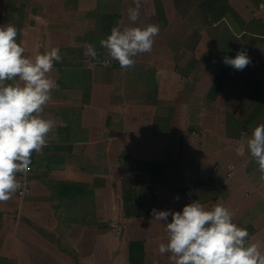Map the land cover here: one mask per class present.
<instances>
[{"label":"crops","instance_id":"1","mask_svg":"<svg viewBox=\"0 0 264 264\" xmlns=\"http://www.w3.org/2000/svg\"><path fill=\"white\" fill-rule=\"evenodd\" d=\"M200 1L143 0L131 26L159 35L122 69L100 41L130 25L133 0H0L25 56L62 55L42 113L57 123L31 156L29 191L0 202V264H130V242L143 243V264H170L151 210L195 200L228 207L264 253V181L241 137L264 124V0H206L208 14ZM239 51L251 58L242 71L223 62ZM137 192L152 206L135 198L128 216L124 196Z\"/></svg>","mask_w":264,"mask_h":264},{"label":"clouds","instance_id":"2","mask_svg":"<svg viewBox=\"0 0 264 264\" xmlns=\"http://www.w3.org/2000/svg\"><path fill=\"white\" fill-rule=\"evenodd\" d=\"M142 3L143 0H133L134 6L127 8L130 25L118 23L100 41L110 60L117 61L122 69L134 68L135 57L150 53L159 35L157 24L131 26L140 20ZM17 35L14 25L0 26V202L8 201L17 192L27 194V184H22L17 174L30 171L33 152L46 146V137L57 123L44 119L42 113L52 91L59 88L48 74L54 63L62 61L60 49L46 50L33 59L24 55ZM88 53L93 58L98 55L91 46ZM110 60L103 61L105 66ZM223 62L242 71L251 64V58L246 51H239L235 57L225 56ZM241 137L264 181V124L254 127L250 136L242 132ZM151 216L166 226L167 243H160L158 252L170 254V264H264L260 246L250 242L247 229L233 222V213L224 204L207 208L195 200L181 211L153 208Z\"/></svg>","mask_w":264,"mask_h":264},{"label":"trees","instance_id":"3","mask_svg":"<svg viewBox=\"0 0 264 264\" xmlns=\"http://www.w3.org/2000/svg\"><path fill=\"white\" fill-rule=\"evenodd\" d=\"M202 6V0L200 1ZM206 14H208V11L205 10V8H202ZM136 198V195L134 193L127 194L124 196V203H125V214L129 216V214L135 212H132L130 208L134 206V199ZM133 205V206H131ZM142 242H130L129 244V250H130V264H143L144 262V247Z\"/></svg>","mask_w":264,"mask_h":264},{"label":"built area","instance_id":"4","mask_svg":"<svg viewBox=\"0 0 264 264\" xmlns=\"http://www.w3.org/2000/svg\"><path fill=\"white\" fill-rule=\"evenodd\" d=\"M29 167H30V171L26 175L22 173L23 178H24L23 184H27L28 191H29V182L28 181H29V177L31 175V166H29ZM28 191H27V193H28ZM113 225H115V227H113ZM111 228H112V232L115 236L121 237L123 235V227L120 225V223L116 219L111 220Z\"/></svg>","mask_w":264,"mask_h":264},{"label":"rangeland","instance_id":"5","mask_svg":"<svg viewBox=\"0 0 264 264\" xmlns=\"http://www.w3.org/2000/svg\"><path fill=\"white\" fill-rule=\"evenodd\" d=\"M205 3H206V0H202V6H200V8L202 9V8H204V5H205ZM127 164H129V165H131V168H134L135 169V172H136V170H139V168H138V164L137 163H133L132 164V161H130V163H127ZM126 164V165H127ZM129 181L132 183V182H134V177H130L129 178ZM140 192V191H139ZM139 192H137L136 194H134V195H136V201L140 204V203H142V202H148V205H150V207L152 206V203H151V201H149L148 200V198L147 197H143V195L141 194V193H139ZM135 198V197H134ZM131 206H133V205H131ZM130 210L132 211V212H134V209H133V207L132 208H130Z\"/></svg>","mask_w":264,"mask_h":264},{"label":"bare ground","instance_id":"6","mask_svg":"<svg viewBox=\"0 0 264 264\" xmlns=\"http://www.w3.org/2000/svg\"><path fill=\"white\" fill-rule=\"evenodd\" d=\"M119 222V221H118Z\"/></svg>","mask_w":264,"mask_h":264}]
</instances>
